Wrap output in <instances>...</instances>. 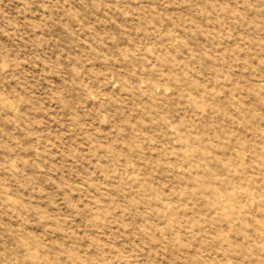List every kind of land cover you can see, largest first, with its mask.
I'll return each mask as SVG.
<instances>
[{
    "label": "rangeland",
    "instance_id": "obj_1",
    "mask_svg": "<svg viewBox=\"0 0 264 264\" xmlns=\"http://www.w3.org/2000/svg\"><path fill=\"white\" fill-rule=\"evenodd\" d=\"M0 264H264V0H0Z\"/></svg>",
    "mask_w": 264,
    "mask_h": 264
}]
</instances>
